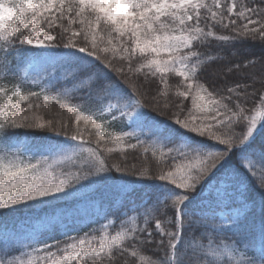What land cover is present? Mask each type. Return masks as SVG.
I'll return each mask as SVG.
<instances>
[{
  "label": "snow or ice",
  "instance_id": "1",
  "mask_svg": "<svg viewBox=\"0 0 264 264\" xmlns=\"http://www.w3.org/2000/svg\"><path fill=\"white\" fill-rule=\"evenodd\" d=\"M258 3L264 5V0H258ZM202 10L210 14L212 21L230 29L234 35L216 36L207 23L209 16L202 17ZM233 16L236 18L233 19ZM13 20L21 21V26L9 28L5 21ZM65 20L67 25L64 24ZM238 20L243 23L238 24ZM76 24L80 27L73 28L72 25ZM26 26H31L27 34L24 32ZM57 28L60 30L56 31ZM249 36L264 43V7L253 8L245 5L238 9L236 0H232L227 6L221 0H212L211 4L206 0H22V6L19 7L12 3L6 6L5 0H0V67H7L9 57L13 64L23 63L29 60L27 53L32 49H55L62 45L69 52L53 64L51 71L46 70L47 78L38 76L32 83L39 85L40 80L47 79L48 88L41 89L47 93L54 87L52 77L55 76L58 64L63 69L65 80L81 81L85 85L81 91H87L89 97L93 93L109 94L105 98H112L117 102L110 103L108 109H116L121 116L129 119L136 117L137 124L143 115V105L132 95L138 93V85L131 74L147 68L152 76L159 74L163 83L166 74L175 72L186 82L185 90L177 91V96L187 98L195 85L193 107L201 112L214 113L210 119L215 122L204 123V120L209 119L204 116L197 123L198 117L192 113L182 119L184 107L182 103H177L173 105L177 109L174 113L175 123L189 132L218 142L214 149L203 144L174 143L169 136L153 127L150 131L156 139L152 146V155L155 156L159 150L161 160L169 164L170 170L162 171L156 177L164 182L160 189L162 195L154 200L152 207L146 206L142 213L143 226L138 224L137 216H130L125 222L126 226L122 224L115 235L104 236L99 247H91L90 251V241L86 243L87 234L78 243L68 244L63 255L51 251L54 247L59 250L58 243H44L43 247L29 245L32 251L27 253L26 262L18 256L10 258L0 247V264H38V261L33 260V254L39 252L44 253L40 258L44 264H49V261L51 264H72L76 260H84L88 264L85 258L91 256L95 260L104 249L111 252L113 246L120 247L121 256L138 257L142 264H264V230L258 242L249 241L242 231L247 217L246 204H242L240 210L233 214H214L211 218L197 216L188 209L191 193L202 182L210 180L234 152L237 153L238 160L241 155H251L248 153V145L264 119V107L253 111L251 115L247 114L248 110L244 107L249 95L248 88L252 85L238 82L235 87L226 88L227 95H222L214 94L203 84L197 83L194 78L198 77L201 67L218 57L205 56L194 50L195 42L203 44L210 37L227 42ZM101 44L104 46L101 47ZM137 52L144 60L139 67H134L132 58ZM109 55L113 59L119 55L121 62L127 61V71L123 63L116 66ZM261 59L264 61V58ZM108 69L124 77L123 83L131 89L132 94L121 87L120 81L110 78ZM227 71L240 72L241 65L235 64L234 67H228ZM259 78L260 87L264 89V72L259 74ZM201 91L211 98L206 104L197 103V100H205L200 95ZM29 95L36 97L38 93L33 91ZM29 95L21 94L19 85L11 90L10 96L0 87V117L5 118L0 123V133H5L7 128L47 129L57 136L64 135L70 143L56 149L51 162L48 157H43L33 163L31 156H25L22 149L6 142V133L0 135V210L28 202L40 203L45 198H55L57 194L67 196L69 190H75L81 181L111 170L94 149L84 146L82 137L78 139L79 129L77 134L72 135L67 131L61 132L53 126L51 120L41 122L40 116H29L21 112L19 102L12 103V97H17L18 101H27ZM62 95L68 98L67 92H55L51 97L45 94L43 98L59 99ZM215 95H220V98L216 99ZM259 99L264 105V96ZM122 101L126 102L121 104ZM35 107L39 108V105ZM168 107L165 102L163 109ZM157 108H160L159 103ZM31 109L33 104L28 103L27 110ZM125 109L128 111H124ZM69 111L75 113L77 124L83 121L85 126L90 124L96 130L97 143L105 139L100 134L101 124L91 114L85 115L75 107H70ZM9 112L11 116L8 115ZM112 119L115 120L116 117L113 115ZM244 122L246 130L242 126ZM234 124L240 127L239 133L235 131ZM60 127L67 129L68 124L64 123ZM123 135L131 134L125 132ZM121 141V135L113 138L114 143ZM140 143L143 144V141ZM220 145L223 146L222 149L218 147ZM129 146L136 147L134 144ZM107 151L112 152L114 149L108 148ZM144 151L148 152L149 148L145 147ZM77 157L80 158L79 161ZM253 158L261 165L259 182L264 187V151ZM65 164L71 166L66 169ZM113 167L117 172L122 171L119 165ZM241 168L255 176L250 166L241 163ZM147 171L145 168L139 175L143 177ZM160 204L163 205V210L157 207ZM168 208L174 210L175 219L169 220L173 230L166 231L161 220L152 216V211L166 215ZM228 211L231 212L230 209ZM153 219L154 228L162 237L158 242L153 240V232L148 227ZM185 226L193 229L200 227V239L207 240V243H189L182 248ZM230 228L235 229L232 238H223L222 234ZM214 237L220 239L214 240ZM192 239L195 240L196 237L193 236ZM125 242H128L127 246ZM152 243L164 252L163 257L155 262L146 260L141 255L143 246ZM19 251L21 250H17ZM116 264H120L119 260ZM124 264H135V261L125 260Z\"/></svg>",
  "mask_w": 264,
  "mask_h": 264
},
{
  "label": "trees",
  "instance_id": "2",
  "mask_svg": "<svg viewBox=\"0 0 264 264\" xmlns=\"http://www.w3.org/2000/svg\"><path fill=\"white\" fill-rule=\"evenodd\" d=\"M6 6L8 3L16 4L18 7L22 6V0H5ZM207 3L211 4L212 0H206ZM232 0H221V3L227 6ZM238 9L241 6H251L264 7L260 5L258 0H236ZM201 15L209 16L208 25L211 30L215 32L216 36L229 35L233 36L234 33L230 29H225L222 24L216 23L211 20L210 14L202 10ZM233 19L236 17L233 16ZM257 18L258 17H254ZM9 28H17L21 26V21L13 20L11 22L5 21ZM227 23V21H225ZM238 24L243 23L242 21H237ZM67 25V21L64 22ZM202 26L204 22L202 21ZM31 26L24 27L25 34L28 33V28ZM73 28L80 27L79 24L72 25ZM258 27V25L256 26ZM60 29L57 28L56 31ZM207 30V28H206ZM55 34V32H53ZM103 35V33H101ZM107 37L105 36V41ZM18 44L17 40H14ZM104 45L101 44V47ZM31 48V46H25ZM194 50L203 53L205 56L212 55L218 57L211 62L206 63L201 67L198 72V77L196 79L197 83L203 84L205 88L214 94L219 93L222 95H227V87H235L236 83H248L252 87L248 88V97L246 98V103L244 107L248 110L247 114H253V111L260 110L264 105L261 104L260 96H264V89L260 87L259 74L264 72V43L259 40H253L249 37H242L236 40H230L227 42L218 41L215 37H210L208 41L201 44L200 42H195ZM74 51V50H73ZM69 52L68 49H64L58 46L55 49H32L27 53L29 60L23 63L13 64L11 63L12 58L9 57V62L7 67H0V87L5 89L7 95H11V90L16 86H20L21 94L29 95L30 92H37L38 96L32 97L29 95L27 101H18L17 97H12V103H20V110L26 115L32 116L33 114L41 117V122H46L51 120L53 126L57 127L61 132L67 131L69 135L77 134L79 129L78 139L80 137L85 141L84 146L92 148L99 154L101 159L105 161L106 166L111 170L106 173H101L100 176L91 177L89 180L81 181V186L94 185V192L91 195H87L79 200H72L69 202H64L61 204H51V205H32L31 202L28 205L20 204L13 208H6L0 210V247L5 248L11 245L22 233L23 228L31 226L32 224H38L41 230L46 231L43 234L45 237L47 234H53V237L58 236L60 229L55 226H59L60 222L54 223L53 220L56 218H63L68 212L76 213L78 216L81 215L79 210V205L82 203L83 207H89L92 211H107L112 208V203L115 199L113 190L120 184H130V186L141 187L136 191L130 193H125L121 196L120 202H122L123 209L132 203H137L145 198L149 197L148 206L152 207L153 202L156 198L162 195L160 189L161 184L164 182L159 181L156 177L161 174L162 171H168L169 164L165 163L160 158V152L157 150L156 155H152V146L138 138L122 136L121 142H113V138L122 133L112 130L110 125L105 122L101 115L97 113V110L112 102L114 99L105 98L109 94L97 95L93 93L91 97L87 91H81V88L85 87L84 84L79 85L75 88L66 89L67 85L74 83L72 80H64L58 82L49 89L47 93L42 92L41 85L32 84L28 79L23 77V72L39 60L58 56L66 55ZM110 59H113L109 55ZM30 61V62H29ZM113 63L116 66H120L123 63L125 70L127 71V61L121 62L119 55L113 59ZM140 63H143V57L140 56L139 52L135 53L132 58V64L134 67H139ZM235 64L241 65V71L237 73H229L227 71L228 67H234ZM110 78L118 80L121 82V87L129 94L131 89L123 83L124 77L112 72L111 69L107 70ZM247 73V75H245ZM133 80L138 85V93L132 94L136 99L141 101L143 108L141 109L145 122L155 123L159 127H164L165 129L171 131L174 137L179 141H185L191 144H203L206 147L215 148L218 142L208 139V137H201L197 133H192L182 128L180 125L175 123L174 113L177 111L173 105L177 103H182L184 107V113L181 116L188 115L192 113L197 116V123L201 122L204 116L209 117L208 120H204V123H215L210 119L214 113H203L198 109L193 107L192 96L195 95V85L193 90H191L190 95L187 98L178 97L177 91H184L186 82L182 77L176 75L175 72H170L165 76V82H161L160 75L152 76L149 72L141 70L139 73L131 74ZM255 81V83H254ZM55 92L68 93V98L63 95L59 99H48L44 100V95L48 94L50 97L54 95ZM203 92V91H202ZM206 98L209 100L207 93L203 92ZM216 99L220 98V95H215ZM167 102L169 107L163 109L164 103ZM7 103V100H4ZM32 103L33 109L27 110V104ZM157 103H159L160 108H157ZM39 105V108L35 105ZM70 107H75L77 111H83L85 115L91 114L93 119L101 124L100 134L105 137L104 140L97 143L98 137L96 136V130L91 128V125L85 126L83 121L79 124L75 121V113L69 111ZM11 116V113L8 114ZM4 117H0V123L4 121ZM67 123L68 128L64 129L60 125ZM246 130V122L244 125ZM235 131L240 132V127L235 126ZM260 129L256 132L251 139V143L248 145V153L251 155L244 156L241 155L240 159H237V153H233L231 158L220 167L215 175L208 181H206V186L211 182L217 184L226 177L227 182H229V192H233L232 197L229 198V209L231 211L240 210L242 204H246L247 217L243 225L242 231L246 234L249 241L258 242L264 230V187H261L259 178L261 175V165L254 159V156H258L262 151H264V119L261 120ZM224 130V129H221ZM6 142L10 144L25 141L26 149L37 153L38 150L46 143L53 141H66L70 142L65 138L64 135H55L53 131L47 129L38 128H7L5 129ZM5 133H0L4 135ZM176 142V141H174ZM136 145L135 148L129 145ZM149 148L148 152L144 151V148ZM220 149L223 148L222 145L218 146ZM112 148L114 151L108 152L107 149ZM166 152L167 150L164 149ZM241 157H247L250 159L251 169L255 172V176L251 172L245 171L241 168ZM79 161V159H77ZM114 165H119L122 171L117 172ZM71 165L65 164L64 167L67 169ZM134 166V167H133ZM145 168L148 169L145 176H140L139 173ZM135 173V174H133ZM203 183V182H202ZM201 183V184H202ZM137 192L140 195H133ZM201 187L197 186V189L191 193V199L188 202L189 211L198 209L194 207V203L201 195ZM170 204V201H167ZM161 210H163V205H157ZM220 209H216L217 215ZM113 215V214H110ZM152 216L156 219H160L162 226L165 230H173V225L169 223V220L175 219L174 210L168 208L166 210V215L161 214L157 211H152ZM60 220V219H59ZM219 222V221H217ZM72 223V222H71ZM155 220H151L148 227L153 232V240L159 241L162 239L159 232H156L154 228ZM70 224V223H68ZM202 229L200 227L190 228L185 226L184 228V239L182 240L181 247H186L189 243L199 245V242L207 243V240L200 239ZM235 229L230 228L228 231L222 234L223 238L230 239L233 236ZM195 236L196 239L193 240L192 237ZM220 237H214V240H219ZM128 242H125L127 246ZM131 249L129 248V252ZM141 255L146 257V260L157 261L162 258L164 252L162 249L158 248L155 243L143 246L141 249ZM88 264H116L119 260L120 264H124V261H135V264H142L138 257L132 258L130 255L121 256L120 247L113 246L112 251L108 249L104 250L101 254L95 257V260L91 258H85ZM223 259V258H222ZM72 264H85L84 260L73 261Z\"/></svg>",
  "mask_w": 264,
  "mask_h": 264
},
{
  "label": "rangeland",
  "instance_id": "3",
  "mask_svg": "<svg viewBox=\"0 0 264 264\" xmlns=\"http://www.w3.org/2000/svg\"><path fill=\"white\" fill-rule=\"evenodd\" d=\"M63 56L64 55H58L37 61L36 63L32 64L29 67V69L25 70L27 71V76H25V71L23 72V77L28 79L31 83L33 79L37 78L38 76H43L47 78V71H51L53 64ZM142 70L149 72L147 68H144ZM64 80L65 79H64L63 69H61L60 66L57 64L55 76L52 77V84L55 85L56 83L62 82ZM82 84L83 83L81 81H75L74 83L67 85L66 89L75 88ZM39 85H41L42 88H48L47 79L40 80ZM200 95L204 96L205 100L203 102L197 100V103L206 104L208 99L206 98V96L202 91L200 92ZM116 102L117 101L114 99L110 103H116ZM125 102L126 101H122L121 104ZM110 103L100 107L97 110V113L101 115L102 118L105 120V122H107L110 125L112 130H115L119 133L121 132L122 133L121 136H123L124 138L128 136L132 138H138L139 140L148 143L150 146H153L156 137L151 135L150 130L153 127H155L158 128L162 133L169 136L173 142L174 141L185 142L176 139L174 137V134L171 131L165 129L164 127H159L155 123L145 122L143 117L140 118V122L139 124H137L135 122L137 120L136 117L129 119L127 116H121L120 112L117 111L116 109L109 110L108 105ZM124 111L127 112L128 109H125ZM113 115L116 117L115 120L112 119ZM259 130L260 129L258 128L256 132H258ZM125 132L130 133L131 135L124 136L123 133ZM69 143L70 142L67 143L65 141L46 143L38 150V153L27 150L25 141H21L11 145H15L20 149H22L23 154L25 156H31L33 158L32 162L34 163L36 159H41L43 157H48L49 162H51V160L54 158L53 152L56 149L67 146ZM165 150L167 149L165 148ZM97 155L99 156L98 153ZM99 158L101 159L100 156ZM77 159L80 158L77 157ZM241 163H243L245 166L251 167L250 165L251 161L247 157H241ZM227 178L229 177L223 178L217 184L216 187H212L213 185L215 186L214 182H211L207 186L205 182L200 184L202 193L200 195V198L197 199L193 205L198 209H195L191 212L196 214L197 216H204L208 218H211L214 214H217L216 209H220L218 214L224 213L225 215H230L235 213L236 211H231V212L228 211L229 198L232 197L233 192H229V182H227ZM94 187H95L94 185H90V186L77 185L75 190H69L70 193L67 196L57 194L55 198H45L43 202L40 203L31 202L30 204L38 205L40 207V205L48 206L51 204H61L66 201L69 202L72 200H79L87 195L93 194ZM140 188L141 187H138L136 185L130 186V184H120L113 190L115 199L112 203L111 209L107 211L97 212V211H92L89 207L87 208L83 207V204L81 203L79 205V210L81 209L80 216H78L76 213L68 212L63 218H59L60 220L58 218L53 220L54 223L60 222L59 226H55L60 229L58 236L53 237V234H47L45 237H43V234L46 233V231H39L41 229L39 228V225L36 223V224H32L31 226H27L23 228L22 233L19 234V236H17L16 240L11 245L2 248V250L3 252L8 253L10 258H13L14 256H18L20 259H23L26 262L28 259L27 253L32 251V248L28 247L29 245H32V247H43L44 243H48L49 245H55L58 243L59 250H57V248L54 247L51 249V251L55 252L57 255H63L65 254V250L67 249L68 244L78 243V240L80 238L85 237L86 234H87L86 243L87 241H90V244H88L89 251L91 250V247H99V244L104 238V236L115 235L116 232L120 230L122 224L126 226L125 222L128 220L130 216H137L138 224L143 226L142 213L145 211L146 206H148L149 197L143 199L140 202L132 203L127 207H125V209H123L124 205H122V202H120L122 195H124L125 193L136 191L137 189ZM133 195L138 196L140 195V193L138 194L137 192H134ZM157 197H158L157 195L154 196V198ZM28 203L25 204L28 205ZM199 244H206V243L199 242ZM17 250H21V251L17 252ZM43 256H44L43 252L34 253L33 260L38 261V264H44L43 259H40ZM49 264H51L50 261Z\"/></svg>",
  "mask_w": 264,
  "mask_h": 264
}]
</instances>
